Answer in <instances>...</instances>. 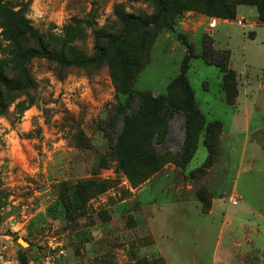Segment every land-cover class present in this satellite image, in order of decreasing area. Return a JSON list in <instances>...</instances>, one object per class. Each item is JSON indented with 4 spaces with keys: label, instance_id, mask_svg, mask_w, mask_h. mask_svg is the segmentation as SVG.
Returning a JSON list of instances; mask_svg holds the SVG:
<instances>
[{
    "label": "rangeland",
    "instance_id": "rangeland-1",
    "mask_svg": "<svg viewBox=\"0 0 264 264\" xmlns=\"http://www.w3.org/2000/svg\"><path fill=\"white\" fill-rule=\"evenodd\" d=\"M5 1L22 10L51 49L75 59L94 55L98 42L106 47L107 56L100 64L83 67L33 57L28 62L31 83L27 89L3 88L0 250L16 262L25 251L29 264L44 262L56 244L66 252L59 264H168L160 252L162 239L172 238L164 230L167 219L172 229L179 222L186 227L175 235L176 248H198L189 257L197 256L199 264H214L220 224L212 222L206 212L213 202L212 189L221 194L232 186L241 145L225 143L223 150L230 156H221L216 163L218 156L194 172L207 157L202 145L187 168L169 161L155 170L132 162L131 154L124 155L117 145L124 127L120 110L129 100V95L118 92V59L136 56L137 63L145 67L137 76L135 89L158 97L169 95L170 84L180 76L185 56L191 53L186 76L203 118L206 122L222 120L226 130L242 137L245 128H230L233 114L239 110L227 103L224 71L217 63L206 61L203 53L205 41H209L219 58L229 55V91L234 103L238 77L230 68L250 74L255 81L264 71V38L253 40L261 22L257 9L241 5L230 20L206 13L209 0H169L166 19L147 28L135 26L116 44L108 35L121 32L122 16L149 19L157 11L154 0ZM211 16L222 23L209 32ZM241 17L254 27L239 25ZM31 44L26 39L22 46ZM15 53V44L0 27V58L7 61L6 73L24 81ZM214 54L212 58L219 59ZM176 88L182 92L180 85ZM137 109L138 98L126 114ZM165 118L168 132L164 141H159L158 134L152 138L154 153L161 157L181 153L186 137L182 112L165 114ZM260 123L258 117L250 137H264V130L254 131ZM128 141H134L133 137ZM216 142L218 148L220 142ZM148 154L153 152L148 150ZM196 197L199 204L194 207L190 200ZM237 199L235 194L232 200Z\"/></svg>",
    "mask_w": 264,
    "mask_h": 264
},
{
    "label": "trees",
    "instance_id": "trees-1",
    "mask_svg": "<svg viewBox=\"0 0 264 264\" xmlns=\"http://www.w3.org/2000/svg\"><path fill=\"white\" fill-rule=\"evenodd\" d=\"M154 1L157 5V11L151 18L145 19L134 14H125L122 16L123 28L121 32L117 35L109 34L110 40L113 43L119 44L125 40L133 27L140 26L147 28L166 19L169 15V0ZM209 3L205 9L206 13L219 15L224 19L230 20L235 19L239 6H254L257 9L260 20L264 22V0H209ZM15 7L5 0H0V27L3 28L7 39L11 40L16 46L14 59L21 61L20 71L24 81L10 78L5 69L7 61L0 58V103L3 98V88L11 91H22L30 85L31 78L28 62L33 57L52 59L60 65L67 67L97 65L102 63L106 58L107 49L98 42L95 44L96 52L94 55L75 59L67 57L63 51L51 49L45 44L41 34L30 25L27 18L22 14V10H15ZM26 39L31 41V46H22L23 41ZM205 43L206 49L203 53L205 60L221 66L224 71V88L230 95L229 86L231 84L228 75L229 55L224 53L219 58L218 54H214L211 42L205 41ZM188 51H192L190 45H188ZM213 54L219 59L212 58ZM190 61L191 53L185 56L183 71L180 76L170 84L169 95L157 97L152 93L135 89L137 76L145 67L141 62L137 63L138 59L136 56L123 55L118 59V63L120 64V70L116 76L119 79L118 92L122 95H129V100L123 104L120 110V114L123 115L124 127L118 135L117 145L124 155L131 154L132 162L140 163L141 166L153 167L155 170L169 161L174 162L180 167L187 168L188 164L196 157L200 145L207 149V157L202 164L195 167L193 171L191 170L192 172L218 159L220 149L219 144L217 148L216 141L218 139L219 142L222 124L219 121L206 122L203 118L204 115L197 104L195 94L186 76V69L189 67ZM133 67L136 68V72H133ZM179 85L182 87L181 94L176 88ZM236 89L237 87L234 89L235 93ZM136 98H138L137 111L132 114H126L127 110L132 109ZM176 112H182L185 118L186 137L183 147L179 154H165L161 157L160 154L154 153L155 149L152 144V138L158 134L160 135L159 141H164L168 132V120L165 118V114L171 116ZM130 136L133 137L134 141L129 143L128 139ZM148 150H151L153 155H149ZM168 155L172 156L167 158ZM121 163L125 164V158L121 159ZM213 197L214 195L212 194L211 198L213 199ZM19 262L20 264H29L25 251L19 254Z\"/></svg>",
    "mask_w": 264,
    "mask_h": 264
},
{
    "label": "crops",
    "instance_id": "crops-1",
    "mask_svg": "<svg viewBox=\"0 0 264 264\" xmlns=\"http://www.w3.org/2000/svg\"><path fill=\"white\" fill-rule=\"evenodd\" d=\"M211 18L208 21L209 32L214 31L219 23H222V20L217 18L216 27L210 28ZM258 36L264 38V22L262 21L257 24L253 40H256ZM230 69L238 77V86L235 102H231L227 92V103L239 110L233 114L230 128H239L238 126H240L245 128L247 133L238 137V134L226 130L222 120H214L222 124L219 136L220 153L216 163L221 160V156L227 158L231 155L224 152L223 145L225 143L234 144L237 142L238 146L241 145V149L238 150L235 157L236 171L234 170L235 178L232 186L221 194L212 189L214 192L213 202L211 209L206 212L209 217H212V222L218 221L217 224H220L221 239L214 251V256L216 255L214 264H264V137H250L252 124L258 117L261 118V125L259 127L256 125L254 131L264 130V71L262 77H258L255 81L250 74ZM254 81L257 82V86L253 84ZM235 194L239 196L236 203L232 200ZM190 201L195 205L194 207L199 204L197 197ZM186 204L188 202L184 206ZM232 207L234 208L232 209ZM179 224L180 222L176 223L172 229L166 219L164 230L172 238L174 237V241L172 238L171 240L167 238L164 241L165 238H163L162 242L164 243H160V246H163L160 248V252L168 264H183L188 259L190 264H199L197 256L189 257V254H196L198 248L192 247L190 250L182 247L176 248L178 243L175 242V235L186 228L182 222ZM181 242L183 243L182 240Z\"/></svg>",
    "mask_w": 264,
    "mask_h": 264
},
{
    "label": "built area",
    "instance_id": "built-area-1",
    "mask_svg": "<svg viewBox=\"0 0 264 264\" xmlns=\"http://www.w3.org/2000/svg\"><path fill=\"white\" fill-rule=\"evenodd\" d=\"M237 22L242 27H245L246 25H249V27H254L253 24H248L244 17L238 18ZM217 23V17H212L209 23L210 28L216 27ZM236 202L237 200H234V203ZM64 256H66L64 248H60L59 244H56V246H52V251L47 253L44 262L37 264H59V259ZM0 264H19V261H12L7 254L0 250Z\"/></svg>",
    "mask_w": 264,
    "mask_h": 264
},
{
    "label": "water",
    "instance_id": "water-1",
    "mask_svg": "<svg viewBox=\"0 0 264 264\" xmlns=\"http://www.w3.org/2000/svg\"><path fill=\"white\" fill-rule=\"evenodd\" d=\"M20 241H21V243H22L23 245L27 244V242H26L25 240H23V239H20Z\"/></svg>",
    "mask_w": 264,
    "mask_h": 264
}]
</instances>
